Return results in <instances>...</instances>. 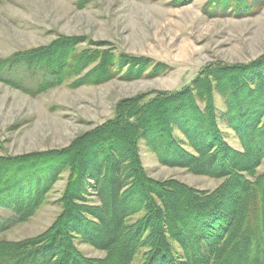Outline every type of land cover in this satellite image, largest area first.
<instances>
[{
	"label": "trees",
	"instance_id": "16d2710c",
	"mask_svg": "<svg viewBox=\"0 0 264 264\" xmlns=\"http://www.w3.org/2000/svg\"><path fill=\"white\" fill-rule=\"evenodd\" d=\"M263 4L208 0L203 11L248 16ZM171 70L80 35H60L0 59V80L30 94L71 78L77 86ZM17 71L37 74L35 88L10 77ZM215 94L224 104L220 114ZM219 120L240 149L228 143ZM141 139L162 165L221 183L207 191L149 176ZM263 160L264 53L246 62H209L179 89L120 99L110 118L64 147L0 155V232L30 218L67 173L59 214L35 236L0 241V264H133L140 249L141 264H264V172L256 173ZM76 242L107 255L85 257Z\"/></svg>",
	"mask_w": 264,
	"mask_h": 264
},
{
	"label": "rangeland",
	"instance_id": "374dc122",
	"mask_svg": "<svg viewBox=\"0 0 264 264\" xmlns=\"http://www.w3.org/2000/svg\"><path fill=\"white\" fill-rule=\"evenodd\" d=\"M207 1L176 5L175 0H1L0 59L46 45L60 35H80L116 51L163 62L172 70L153 78H115L77 86L70 84L71 78L38 94L0 80V155L64 147L110 118L120 99L150 90L179 89L209 62H246L264 53V4L248 16H211L203 11ZM10 77L30 88L37 84V74L28 76L17 71ZM215 104L220 114L224 104L218 94ZM219 125L228 143L240 149L234 132L220 120ZM139 155L147 174L155 179L174 178L207 191L222 181L162 165L144 139L139 141ZM261 172L264 160L256 169V173ZM66 178V172L60 175L30 218L0 232V241H17L45 230L61 211L58 199ZM76 247L88 258L107 255L88 244L76 242ZM144 252L138 251L133 264L143 262Z\"/></svg>",
	"mask_w": 264,
	"mask_h": 264
}]
</instances>
